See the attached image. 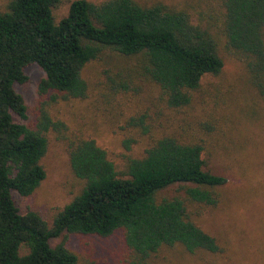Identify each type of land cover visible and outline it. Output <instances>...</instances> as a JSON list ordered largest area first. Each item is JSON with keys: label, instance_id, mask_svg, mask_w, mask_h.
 Listing matches in <instances>:
<instances>
[{"label": "trees", "instance_id": "16d2710c", "mask_svg": "<svg viewBox=\"0 0 264 264\" xmlns=\"http://www.w3.org/2000/svg\"><path fill=\"white\" fill-rule=\"evenodd\" d=\"M60 4L8 0L0 10V264H80L64 242L51 245L65 233L108 238L123 231L130 264H148L161 249L177 246L192 255L223 253L200 219L204 209L219 206L228 180L207 170L202 139L185 141L163 123L147 124L141 114L130 126L143 136L153 135V127L160 134L118 172L96 140L64 136L67 126L51 108L60 100L88 98L84 73L97 61L110 66L124 91L134 87L132 66L160 88L168 108H188L204 81L222 74V44L244 58L250 85L264 99V0H74L57 21ZM30 65L46 77L38 88L36 121L26 126L14 120H26L28 113L15 85L28 81ZM51 132L67 141L72 172L84 187L49 227L35 211L22 215L13 192L30 197L45 181L42 160ZM135 142L127 138L126 149ZM21 245L28 254L20 255Z\"/></svg>", "mask_w": 264, "mask_h": 264}, {"label": "rangeland", "instance_id": "374dc122", "mask_svg": "<svg viewBox=\"0 0 264 264\" xmlns=\"http://www.w3.org/2000/svg\"><path fill=\"white\" fill-rule=\"evenodd\" d=\"M74 0H61L54 15L60 21ZM8 0H0L5 11ZM197 16L198 9H189ZM225 67L218 77H208L192 106L173 110L167 107L159 87L149 82L134 67L131 91H124L119 77L105 62L97 61L85 70L90 91L84 100H60L51 108L55 120L67 126L64 136L91 138L108 153L118 172H125L130 158L144 155L145 149L160 134L143 136L139 127H131V118L145 114L147 124L163 123L168 133L185 141L203 140L207 170L227 178L221 189V203L206 208L200 219L205 231L219 240L221 254L198 252L192 255L181 246L164 248L153 255L148 264H264V99L250 85L244 58L224 49ZM106 70L110 72L105 73ZM28 81L16 84L15 90L28 106L27 119L14 116L16 123L30 126L36 121L38 88L46 77L37 65L25 68ZM115 80V82L112 81ZM137 88V89H134ZM107 94L108 96L104 95ZM135 139L131 149L125 140ZM49 149L42 160L47 177L30 197L13 192L22 215L35 211L52 227L54 219L84 187L72 172L67 141L58 133L48 134ZM178 187L168 192L173 195ZM64 242L80 260V264H130L133 254L126 246L123 231L108 238L96 235L65 233L51 245ZM20 255L29 249L21 245Z\"/></svg>", "mask_w": 264, "mask_h": 264}]
</instances>
